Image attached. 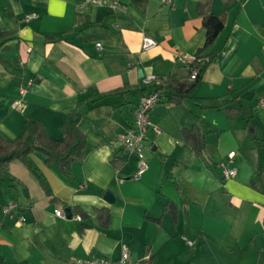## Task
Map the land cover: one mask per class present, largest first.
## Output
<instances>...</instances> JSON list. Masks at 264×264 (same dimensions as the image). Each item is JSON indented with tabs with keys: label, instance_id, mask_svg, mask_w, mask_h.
I'll use <instances>...</instances> for the list:
<instances>
[{
	"label": "crops",
	"instance_id": "crops-1",
	"mask_svg": "<svg viewBox=\"0 0 264 264\" xmlns=\"http://www.w3.org/2000/svg\"><path fill=\"white\" fill-rule=\"evenodd\" d=\"M101 1L0 0V33H14L0 44V135L12 141L37 120L61 139L77 113L86 137L69 177L30 155L52 196L23 162L8 164L0 177V264L117 261L122 246L125 264H264V0H122L117 8ZM198 2L225 14V23L193 97L235 98L230 106L241 114L159 101L150 118L160 131L146 130V169L135 178L141 158L115 136L133 123L146 77L187 72L185 59L205 39ZM144 35L155 41L151 49H141ZM26 78L35 83L21 95ZM193 126L206 138L202 156L183 140ZM230 151L236 174L223 180L216 165ZM9 201L18 211L4 217ZM73 206L87 217L55 215ZM101 208L109 211L106 228Z\"/></svg>",
	"mask_w": 264,
	"mask_h": 264
},
{
	"label": "trees",
	"instance_id": "trees-1",
	"mask_svg": "<svg viewBox=\"0 0 264 264\" xmlns=\"http://www.w3.org/2000/svg\"><path fill=\"white\" fill-rule=\"evenodd\" d=\"M196 13L200 17L205 29V39L202 46L195 53L194 63L188 67L185 74H168L148 83L145 90H159L161 100L174 105H181L184 100L189 99L196 102L201 109L223 108L226 111L227 117L234 119L241 114L240 109L230 106V103L235 101V98L227 100L193 97V93L201 81L205 69L216 57V51L211 49L217 36L223 30L225 23V14L218 16L212 14L205 3L198 2L196 4ZM13 34V31L1 32L0 44L12 37ZM3 62L4 59L0 55V63ZM192 68L196 69V75L193 79L190 76ZM73 116L65 123L61 139L50 138L43 125L37 120L26 121L22 133L12 141L0 135V177L7 171L8 164L11 161L19 160L36 176L44 193L47 196H52L44 178L34 168L30 155L33 153L43 155L46 165L51 163L56 164L60 173L65 177H69L72 162L83 157V150L86 145V137L78 127L79 114L74 113ZM182 136L184 142L191 147L197 156L203 155L207 142L205 135L197 126H193L189 130H183ZM51 200L57 201L54 196L51 197ZM70 210L72 216L78 215L80 219L87 217L86 212L80 207L73 206ZM170 210L175 215V211L172 208ZM96 213L100 228H106L109 220V211L106 208H101L96 209ZM147 263L146 261H142L139 264Z\"/></svg>",
	"mask_w": 264,
	"mask_h": 264
},
{
	"label": "built area",
	"instance_id": "built-area-1",
	"mask_svg": "<svg viewBox=\"0 0 264 264\" xmlns=\"http://www.w3.org/2000/svg\"><path fill=\"white\" fill-rule=\"evenodd\" d=\"M164 5H170L172 0H160ZM101 0H82L81 6L88 7L92 5H99L101 4ZM111 4L113 7H122L123 2L122 0H112ZM80 6V7H81ZM31 15H25V18H29ZM155 41L147 35H144L141 40V49L148 50L155 46ZM100 46L99 43L96 44L98 48ZM27 52H31L30 48H27ZM185 63L190 66L194 63V57L186 58ZM20 65L23 63L20 62ZM196 75V69L192 68L190 71V76L193 79ZM154 79L150 76L144 79L146 84L153 82ZM35 83L34 78H26L20 85V93L21 95H26ZM161 101L160 91L157 89L147 91L141 98L138 103L135 112V118L133 123L124 131L119 132L115 136V142L118 146H120L126 152H133L137 154L141 161L137 167L136 173L133 177L138 178L146 169V162L143 158L142 152L145 148H147L146 144V130L148 128H152L156 133L160 130L158 126L151 120L150 112L152 111L153 107ZM16 103H13L14 106ZM261 105L264 103L261 101ZM235 155V151H230L227 155V161H219L216 165L220 176L223 180H228L233 178L236 174V170L230 165L232 158ZM18 211V206L15 202L9 201L2 205L1 213L4 217L12 216L15 212ZM55 215L61 218H65L66 214L63 209H56ZM19 221H24V218L20 215L18 216ZM189 245L192 242L187 241ZM128 259V253L124 246H122L121 250V257L117 261H111L110 259L103 258V257H92L80 260H72L70 264H125Z\"/></svg>",
	"mask_w": 264,
	"mask_h": 264
},
{
	"label": "water",
	"instance_id": "water-1",
	"mask_svg": "<svg viewBox=\"0 0 264 264\" xmlns=\"http://www.w3.org/2000/svg\"><path fill=\"white\" fill-rule=\"evenodd\" d=\"M104 199L108 202H113V197L112 195L109 193V192H105L104 194ZM65 214L67 217H71V210L69 207H66L65 210H64Z\"/></svg>",
	"mask_w": 264,
	"mask_h": 264
}]
</instances>
